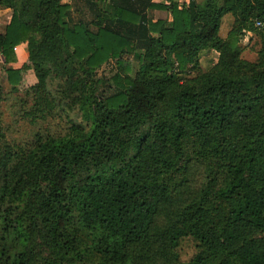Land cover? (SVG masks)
Instances as JSON below:
<instances>
[{"label": "trees", "instance_id": "trees-1", "mask_svg": "<svg viewBox=\"0 0 264 264\" xmlns=\"http://www.w3.org/2000/svg\"><path fill=\"white\" fill-rule=\"evenodd\" d=\"M67 1L0 0L13 11L0 33L4 65L25 45L37 88L62 80L86 122L1 148L0 264L81 261V238L96 264H264V0H86L95 30L68 24ZM255 31L262 48L250 62L240 41ZM209 51L219 59L204 72L198 59ZM130 55L136 73L122 70L98 95L96 67ZM7 75L16 89L22 71ZM189 144L202 166L225 164V176L174 212ZM186 239L199 252L184 263Z\"/></svg>", "mask_w": 264, "mask_h": 264}, {"label": "rangeland", "instance_id": "rangeland-1", "mask_svg": "<svg viewBox=\"0 0 264 264\" xmlns=\"http://www.w3.org/2000/svg\"><path fill=\"white\" fill-rule=\"evenodd\" d=\"M177 2L183 4L185 0H177ZM65 3L70 5L67 22L71 27L82 22L95 30L92 27L95 17L90 12L86 0H72ZM12 15V10L0 6V33H5ZM148 17L154 22L171 21V16L165 11L149 12ZM233 23L231 16L224 18L220 31L222 38L225 39L232 31ZM240 45L243 59L250 62L257 61L262 48L259 31L245 33ZM218 59L217 52L209 51L203 52L198 62L202 71L208 72L215 66ZM138 66L136 58L130 55L121 60H109L96 67L95 78L104 82L99 86L98 95L111 94L114 90L112 79L118 73L123 75L122 70L134 75ZM8 69L22 71V79L16 89L9 84ZM37 86L38 82L29 62L26 46L16 49V62L13 64L5 66L0 57V150L9 146L13 151H17L33 145L37 138L64 136L69 132L72 124L86 126L78 107L73 105L71 99L62 92V80H49L45 89H38ZM186 147L187 154L182 165L183 171L179 177H175V187L171 191V211L174 210V212L180 211L187 205L196 204L204 189L214 190L222 184L225 176L223 169L225 164L214 167V165L204 163L205 166H202L198 162L195 147L192 144ZM209 204H212L211 200ZM88 245V242L81 238L77 245L81 253V261L73 257V262H68V264H96V258L88 251ZM178 252L181 261L186 263L199 252L198 244L191 239H186L182 242Z\"/></svg>", "mask_w": 264, "mask_h": 264}, {"label": "crops", "instance_id": "crops-1", "mask_svg": "<svg viewBox=\"0 0 264 264\" xmlns=\"http://www.w3.org/2000/svg\"><path fill=\"white\" fill-rule=\"evenodd\" d=\"M155 1V0H154ZM190 0H185V3H189ZM25 45L19 46L17 49H22Z\"/></svg>", "mask_w": 264, "mask_h": 264}, {"label": "built area", "instance_id": "built-area-1", "mask_svg": "<svg viewBox=\"0 0 264 264\" xmlns=\"http://www.w3.org/2000/svg\"><path fill=\"white\" fill-rule=\"evenodd\" d=\"M256 26L259 27V28H261L262 27V24L260 22H257Z\"/></svg>", "mask_w": 264, "mask_h": 264}]
</instances>
